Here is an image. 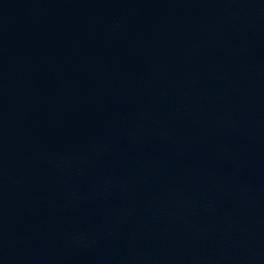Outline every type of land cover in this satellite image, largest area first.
Wrapping results in <instances>:
<instances>
[{"label": "water", "instance_id": "95a60500", "mask_svg": "<svg viewBox=\"0 0 264 264\" xmlns=\"http://www.w3.org/2000/svg\"><path fill=\"white\" fill-rule=\"evenodd\" d=\"M0 264H264V0H0Z\"/></svg>", "mask_w": 264, "mask_h": 264}]
</instances>
